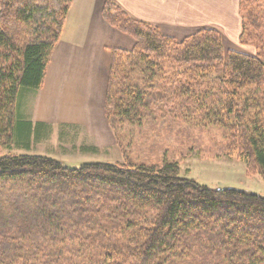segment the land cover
<instances>
[{
  "label": "trees",
  "instance_id": "obj_1",
  "mask_svg": "<svg viewBox=\"0 0 264 264\" xmlns=\"http://www.w3.org/2000/svg\"><path fill=\"white\" fill-rule=\"evenodd\" d=\"M72 4L0 0V149L30 148L21 90L43 86ZM240 11L239 40L254 54L225 50L211 28L177 40L106 0L103 18L135 39L111 48L106 88L124 159L0 153V264H264L263 196L181 177L174 158L133 162L124 145L159 120L197 115L264 179V0Z\"/></svg>",
  "mask_w": 264,
  "mask_h": 264
},
{
  "label": "rangeland",
  "instance_id": "obj_2",
  "mask_svg": "<svg viewBox=\"0 0 264 264\" xmlns=\"http://www.w3.org/2000/svg\"><path fill=\"white\" fill-rule=\"evenodd\" d=\"M118 31L129 42L126 44L127 47L118 46L117 48L132 49L135 39L127 33ZM172 37L181 40L186 36ZM223 46L225 50H228V45ZM165 66L166 75L178 74V68L172 63L165 62ZM47 90V98L51 101L52 93L49 89ZM37 92L21 90V99L25 94L22 99L24 100L23 117L30 118ZM77 93L79 95L77 100L67 96L63 98L64 108L67 110L64 122L67 124H58L57 120L51 119L49 123H44L43 128L35 122L29 136V141H31L29 149L17 147L14 142L11 149H0V153L41 154L62 160L70 166H80L91 162L116 163L122 161L123 153L105 114L106 93L103 94L100 81L89 82V85H85L82 90L77 89ZM74 115L84 117L83 121L86 125H68L76 123L71 119ZM197 117L199 116L189 115L184 121L180 119L176 121L159 120L143 133L137 132L131 142L126 139L124 145L126 143L127 155L133 162H159L164 157L174 158L179 161L181 177L194 179L211 188L235 187L264 197L262 175L254 167L249 166L237 151L228 152V142L223 129L215 124H206Z\"/></svg>",
  "mask_w": 264,
  "mask_h": 264
},
{
  "label": "crops",
  "instance_id": "obj_3",
  "mask_svg": "<svg viewBox=\"0 0 264 264\" xmlns=\"http://www.w3.org/2000/svg\"><path fill=\"white\" fill-rule=\"evenodd\" d=\"M114 1L131 16L156 25L163 33L183 38L200 29L211 28L219 32L223 45H228V49L255 53L253 45L241 44L239 40L243 24L241 0ZM105 2L73 0L63 34L51 55L43 86L35 96L31 116H24L33 125L38 122L44 128V123H49L51 119L57 120L58 124L66 123L64 96L77 100V89L82 90L89 82L100 81L105 95L110 50L112 47H127L129 42L103 18ZM47 89L52 93L51 101L47 98ZM71 117L76 123L68 125H86L84 117Z\"/></svg>",
  "mask_w": 264,
  "mask_h": 264
}]
</instances>
